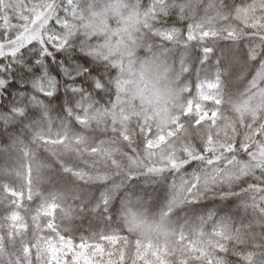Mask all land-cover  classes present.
<instances>
[{"label":"snow or ice","instance_id":"snow-or-ice-1","mask_svg":"<svg viewBox=\"0 0 264 264\" xmlns=\"http://www.w3.org/2000/svg\"><path fill=\"white\" fill-rule=\"evenodd\" d=\"M0 264H264V0H0Z\"/></svg>","mask_w":264,"mask_h":264}]
</instances>
